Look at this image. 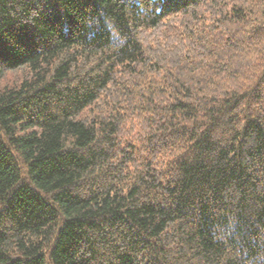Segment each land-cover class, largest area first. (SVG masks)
<instances>
[{"label":"trees","instance_id":"1","mask_svg":"<svg viewBox=\"0 0 264 264\" xmlns=\"http://www.w3.org/2000/svg\"><path fill=\"white\" fill-rule=\"evenodd\" d=\"M0 264H264V0H0Z\"/></svg>","mask_w":264,"mask_h":264},{"label":"rangeland","instance_id":"2","mask_svg":"<svg viewBox=\"0 0 264 264\" xmlns=\"http://www.w3.org/2000/svg\"><path fill=\"white\" fill-rule=\"evenodd\" d=\"M7 82V81H6Z\"/></svg>","mask_w":264,"mask_h":264}]
</instances>
